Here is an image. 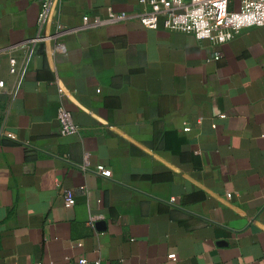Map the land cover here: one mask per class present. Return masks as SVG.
Masks as SVG:
<instances>
[{"label": "crops", "instance_id": "crops-1", "mask_svg": "<svg viewBox=\"0 0 264 264\" xmlns=\"http://www.w3.org/2000/svg\"><path fill=\"white\" fill-rule=\"evenodd\" d=\"M40 2L0 0V264H264V26L216 44L63 0L41 29Z\"/></svg>", "mask_w": 264, "mask_h": 264}, {"label": "built area", "instance_id": "built-area-1", "mask_svg": "<svg viewBox=\"0 0 264 264\" xmlns=\"http://www.w3.org/2000/svg\"><path fill=\"white\" fill-rule=\"evenodd\" d=\"M62 1L41 0L38 12L39 28L46 27ZM138 2L146 6L142 13L136 16L110 13L105 19L95 21V25L114 24L136 17L145 28L191 34L198 40L207 39L216 44L231 41L244 28L264 26V0H238L235 9H230V0H138ZM48 38L50 36L39 32L37 36L24 42L21 46L26 49L25 59L29 58L36 44ZM13 48L14 46L11 47ZM8 62L10 74L21 72L13 55L8 57ZM3 86L4 83L0 80V88ZM57 120L61 135L78 132L71 112L63 106L58 107ZM4 137L9 138L10 135L0 131V139ZM97 172L110 177V172L105 168L100 167ZM64 195L65 200L71 202L69 193L65 192Z\"/></svg>", "mask_w": 264, "mask_h": 264}]
</instances>
